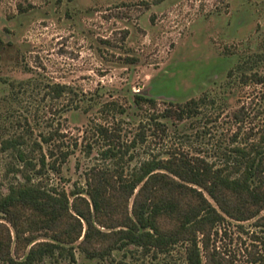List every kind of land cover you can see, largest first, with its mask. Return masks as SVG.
<instances>
[{
  "label": "rangeland",
  "instance_id": "374dc122",
  "mask_svg": "<svg viewBox=\"0 0 264 264\" xmlns=\"http://www.w3.org/2000/svg\"><path fill=\"white\" fill-rule=\"evenodd\" d=\"M258 55L253 70L264 74V0H0V139L29 127L32 139L56 128L66 135V145L78 139L61 171L43 176L48 187L71 190L85 185L84 171L97 161L98 148L89 156L85 148L96 141L88 126H111L120 115L102 111L104 103L126 104L137 91L160 103L186 102L211 91L221 108L201 111L177 126L210 156L239 127L245 134L260 123L255 113L262 108V85L222 87L232 68ZM56 83L70 92L59 100L45 99L48 85ZM76 93L86 100L79 109L66 110ZM242 106L251 114L238 123L233 115ZM128 112L122 135L131 141L143 115ZM170 130L165 145L141 146L138 158L163 146L190 144L174 126ZM10 163H16L11 155L0 154V193L15 180L14 173L6 176ZM253 222H244L245 230L235 221L224 225L211 238V251L225 262L254 264L262 247ZM184 251L179 245L153 258L129 246L102 260L77 249L75 263L48 259L46 264H188Z\"/></svg>",
  "mask_w": 264,
  "mask_h": 264
},
{
  "label": "trees",
  "instance_id": "16d2710c",
  "mask_svg": "<svg viewBox=\"0 0 264 264\" xmlns=\"http://www.w3.org/2000/svg\"><path fill=\"white\" fill-rule=\"evenodd\" d=\"M260 58L239 62L222 86L262 85V108L255 113L260 123L245 134L239 127L227 144L215 148L212 159L194 147L192 134L177 129L201 111L221 108L211 91L186 102L162 103L137 91L126 104L104 103L102 111L120 115L111 126H88L96 141L85 148L88 156L98 148L97 161L85 169V185L71 190L48 187L43 176L61 171L79 147L78 139L66 145L59 128L32 139L30 127L2 137L0 154L8 153L16 163L6 172L14 173L15 180L0 193V264L75 263L77 249L87 258L104 260L129 246L157 258L179 245L188 264H203L204 256L208 264H238L212 252L211 238L232 221L245 230L244 222L250 220L260 230L256 238L262 247L251 262L264 264V74L253 70ZM68 92L67 85L49 84L44 98L59 100ZM76 96L66 110L79 109L86 100ZM128 111L143 115L131 141L122 135ZM249 114L242 106L233 117L240 123ZM171 126L190 144L163 146L161 152L138 158L141 146L164 144Z\"/></svg>",
  "mask_w": 264,
  "mask_h": 264
}]
</instances>
